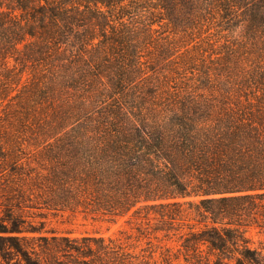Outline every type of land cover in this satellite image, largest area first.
<instances>
[{
	"label": "trees",
	"instance_id": "trees-1",
	"mask_svg": "<svg viewBox=\"0 0 264 264\" xmlns=\"http://www.w3.org/2000/svg\"><path fill=\"white\" fill-rule=\"evenodd\" d=\"M211 20L264 32V0H0V120L15 127L0 130V264H264L247 235L264 231V93L167 92L156 68ZM26 198L144 212L157 242L46 234Z\"/></svg>",
	"mask_w": 264,
	"mask_h": 264
},
{
	"label": "rangeland",
	"instance_id": "rangeland-1",
	"mask_svg": "<svg viewBox=\"0 0 264 264\" xmlns=\"http://www.w3.org/2000/svg\"><path fill=\"white\" fill-rule=\"evenodd\" d=\"M217 24L219 21L212 22L211 20L203 26L207 32H203L200 36H198V31H194L196 34L192 33L191 37L198 41V45L187 56H181L176 58L175 62L156 67L161 74L169 76V78H164L165 91H180L185 87L189 93L197 92V94H216L218 96L230 94L243 97L246 94L264 93V32L248 37L243 25L221 30ZM155 28H159L156 35L160 34L164 41L174 40L172 28L167 22L162 28L157 24ZM203 42L212 43L207 46ZM206 50L212 53L208 55L209 52L206 53ZM191 59L195 60L190 65L184 63L185 60L189 62ZM14 62V59L11 58L10 64L12 65ZM256 71L258 73L255 76L259 77L262 83L255 82L254 79H251V83L248 80V77L252 76L249 73ZM0 114H2V107H0ZM7 120L6 116L0 120V130L7 129L11 132L15 127ZM6 184V176H2L0 173V204L7 202L6 194L9 192L5 188ZM22 205L19 212L38 226L44 222L43 231L49 235L53 230L58 235H96L116 238L130 246H137V251L148 246V236L152 237L153 242H157L153 232L156 220L147 218L144 212L135 216L131 213L111 216L82 209H47L38 207V200H34V198L23 201ZM1 211L2 205L0 213ZM187 222L194 223L195 221H185L186 225ZM143 230L149 233L142 234ZM184 230H188L187 227ZM158 234L163 237L162 232ZM247 235L251 238L254 246H264L263 230L251 227ZM176 239V236L172 239H164L162 244L178 246L180 242Z\"/></svg>",
	"mask_w": 264,
	"mask_h": 264
}]
</instances>
